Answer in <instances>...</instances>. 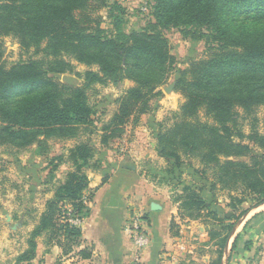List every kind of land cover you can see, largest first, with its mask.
Returning a JSON list of instances; mask_svg holds the SVG:
<instances>
[{
	"label": "trees",
	"instance_id": "1",
	"mask_svg": "<svg viewBox=\"0 0 264 264\" xmlns=\"http://www.w3.org/2000/svg\"><path fill=\"white\" fill-rule=\"evenodd\" d=\"M106 3L0 0V145L22 150L41 143V135L89 128L96 112L89 90L97 83L118 85L127 79L135 84L118 99L111 122L103 127L107 133L102 143L107 144L130 118L147 113L151 99L162 94L165 72L175 62L168 39L155 30L127 32L121 17L124 9L118 3L114 4L118 13L110 10L112 28L103 27L95 13ZM152 14L154 26H184L185 38L205 44L204 55L179 73L174 89L184 101L159 123L158 154L167 161L169 174L186 163L192 167L197 163L195 172L203 180L210 181L208 174L213 175V190L229 189L233 207L240 209L249 198L255 201L241 210V219L264 203V155L255 154L243 141L264 150L257 117L264 107V0H158ZM7 37L15 39L21 50L34 49V54L7 65ZM77 64L89 69L78 72ZM66 73L82 78V83L70 85L56 77ZM242 119L250 120L248 135ZM94 155L89 141L69 149L75 168L47 201L20 262L34 264L36 238L44 234L47 247L59 246L63 256L92 258L93 247H82V237L95 196L87 173ZM176 202L182 220L203 219L212 226L204 242L211 258L202 264H223L235 224L224 225L191 185L183 186ZM173 227L174 218L171 231Z\"/></svg>",
	"mask_w": 264,
	"mask_h": 264
},
{
	"label": "rangeland",
	"instance_id": "2",
	"mask_svg": "<svg viewBox=\"0 0 264 264\" xmlns=\"http://www.w3.org/2000/svg\"><path fill=\"white\" fill-rule=\"evenodd\" d=\"M157 1L107 0L106 6L95 13L96 16L102 18L103 27L112 28L110 10L118 13L114 8V4L118 3L124 9L121 17L127 32L155 30L160 31L168 39L175 62L167 68L165 72L166 83L159 88L162 94L151 99V108L147 113L130 118V121L122 126L121 130L116 131L110 137L107 144H103V135L107 133L103 127L111 122L118 106V99L135 83L127 79L118 85L97 83L89 90L90 103L94 105L96 111L93 115L94 123L89 126L90 130L84 125L75 133L55 132L47 136L41 135L40 138L43 139L41 143L36 141L22 150H17L9 145H0V264H26L20 262L19 258L25 251L29 250V238L39 223V217L46 208L47 201L53 197L56 188L64 181L67 173L75 168L74 163L68 157V151L84 141H89L95 148V155L90 160L92 166L87 168L90 177L98 180L101 175L99 170L104 165L103 162L107 161L111 164L106 166L108 171L104 174L108 176L113 174L115 165L111 161L115 163L123 158L124 161L134 163L140 176L153 184L156 191L173 201L176 207H178L176 198L182 193L183 186L191 185L207 199L212 211L218 213L224 225L235 224L223 264H236L237 259L245 260L246 264H254L260 261L264 250V241L261 245L256 246L255 252H251L250 256H247L246 251H239L238 245L232 249L233 242L243 236V232L248 227L246 225L237 238V228L245 218L244 216L238 219L241 210L250 208L255 204V201L249 198L240 209L233 207L228 194L229 189L216 188L213 190L211 182L213 175L208 174L210 181L203 180L195 172L199 166L197 163L194 167L186 163L177 173L169 174L166 171L167 161L158 154L159 123L168 119L184 101V96L177 90L166 92L165 87L172 83H175L176 86L180 71L185 70L192 59H198L204 55L205 44L203 41L185 38L181 33L184 26L167 28L161 25L154 26L156 20L152 12ZM4 46L7 65L19 59L27 58L33 55L35 51L34 49L28 52L21 50L17 41L11 37L5 38ZM39 56L41 55L39 54ZM87 69L89 67L86 65L77 64L76 70L78 72L84 73ZM56 77L61 82L70 85L78 86L82 83V78L75 74L66 73ZM257 117L259 118L258 129L264 133V107L258 109ZM168 122L171 123V121ZM242 123L243 131L248 135L251 132L250 120L242 119ZM243 141L251 145L255 154L264 155V150L259 149L250 140L243 139ZM143 154L144 157H141ZM63 155L64 159L61 160L60 156ZM57 163L59 166L54 169V165ZM237 192L239 191H234V195H238ZM101 200L99 197L90 226L101 215L103 209ZM177 212L178 210L173 216V218H177V220L175 219L177 222L175 221V227L170 232L176 245L175 250L171 251L172 255L168 256L171 264L173 262L175 264L208 262L211 256L209 249L204 247V242L208 239L212 226L206 225L203 219L182 220ZM131 219L130 221H132ZM186 225L190 228H186ZM36 240L41 250L33 263L43 264L44 260L41 254L48 248L47 237L44 234L37 237ZM245 248H248L247 245ZM243 253L245 254L243 255ZM65 260L67 259H63L61 263L69 264ZM76 264L80 263L76 262Z\"/></svg>",
	"mask_w": 264,
	"mask_h": 264
},
{
	"label": "crops",
	"instance_id": "3",
	"mask_svg": "<svg viewBox=\"0 0 264 264\" xmlns=\"http://www.w3.org/2000/svg\"><path fill=\"white\" fill-rule=\"evenodd\" d=\"M111 162L115 165L113 174H104L108 171L107 165L111 164L107 161L103 162L104 165L99 170L101 175L98 180L89 176L90 189L95 196L90 203L91 214L83 223L82 247H93L92 258L80 260L75 255L63 256L62 249L54 245L41 254L43 264H57L61 259H67L65 261L69 264H171L168 256L176 248L170 234L171 222L178 207L168 197L156 191L153 184L142 178L134 163L124 161L123 158L118 162ZM99 197L102 199L103 209L90 226ZM114 200L117 204L112 206ZM137 213L143 215L144 226L151 238L150 245L138 255L128 229L131 217ZM239 225L237 238L243 228L246 225L248 227L238 239L239 242L236 239V245L239 246V251H246L247 256H250L251 252H255L256 246L264 241V203L250 209ZM186 228L190 226L186 225ZM247 242L248 248H245ZM40 250L39 245L37 255ZM236 264H246V261L237 259ZM254 264H264V250L260 261Z\"/></svg>",
	"mask_w": 264,
	"mask_h": 264
},
{
	"label": "built area",
	"instance_id": "4",
	"mask_svg": "<svg viewBox=\"0 0 264 264\" xmlns=\"http://www.w3.org/2000/svg\"><path fill=\"white\" fill-rule=\"evenodd\" d=\"M144 223L143 215L138 213L134 215L128 227L136 255L145 250L151 242V238Z\"/></svg>",
	"mask_w": 264,
	"mask_h": 264
},
{
	"label": "water",
	"instance_id": "5",
	"mask_svg": "<svg viewBox=\"0 0 264 264\" xmlns=\"http://www.w3.org/2000/svg\"><path fill=\"white\" fill-rule=\"evenodd\" d=\"M174 88H175V83H172V84H170L169 86L165 87V91H166V92H171V91L174 90ZM116 204H117V202H116L115 200L111 203L112 206H113V205H116ZM229 244H230V243H229ZM229 244H228V246H227V249L229 248Z\"/></svg>",
	"mask_w": 264,
	"mask_h": 264
}]
</instances>
